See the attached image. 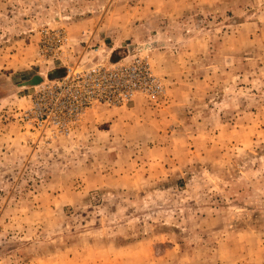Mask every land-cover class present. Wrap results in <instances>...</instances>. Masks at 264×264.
I'll return each instance as SVG.
<instances>
[{
	"label": "rangeland",
	"instance_id": "rangeland-1",
	"mask_svg": "<svg viewBox=\"0 0 264 264\" xmlns=\"http://www.w3.org/2000/svg\"><path fill=\"white\" fill-rule=\"evenodd\" d=\"M129 51L164 102L23 118L35 76ZM38 262L264 264V0H0V264Z\"/></svg>",
	"mask_w": 264,
	"mask_h": 264
},
{
	"label": "built area",
	"instance_id": "built-area-1",
	"mask_svg": "<svg viewBox=\"0 0 264 264\" xmlns=\"http://www.w3.org/2000/svg\"><path fill=\"white\" fill-rule=\"evenodd\" d=\"M60 42L67 41L65 37ZM65 74L38 84L23 118L43 132L66 134L94 106L121 107L138 95L159 104L166 99V85L154 71L148 55L128 52L120 61L99 57L92 63L66 65Z\"/></svg>",
	"mask_w": 264,
	"mask_h": 264
},
{
	"label": "crops",
	"instance_id": "crops-1",
	"mask_svg": "<svg viewBox=\"0 0 264 264\" xmlns=\"http://www.w3.org/2000/svg\"><path fill=\"white\" fill-rule=\"evenodd\" d=\"M114 52H115V51H112V52L109 54V58L112 59V57H113V55H114ZM122 52H125V50H122L121 53H122ZM115 53H116V55H119V54H117V53H119V52H115ZM120 55H121V57H122L123 54H120ZM34 264H35V263H34ZM36 264H47V263L38 262V263H36Z\"/></svg>",
	"mask_w": 264,
	"mask_h": 264
},
{
	"label": "water",
	"instance_id": "water-1",
	"mask_svg": "<svg viewBox=\"0 0 264 264\" xmlns=\"http://www.w3.org/2000/svg\"><path fill=\"white\" fill-rule=\"evenodd\" d=\"M34 79H35V81H34ZM34 79H32L30 81H31V83L34 81L32 84H35L36 85V84H39L40 83L42 77L35 76ZM24 84H26V83H24Z\"/></svg>",
	"mask_w": 264,
	"mask_h": 264
}]
</instances>
